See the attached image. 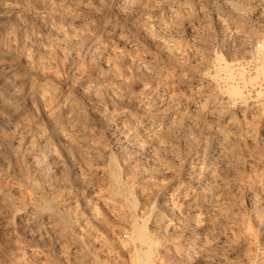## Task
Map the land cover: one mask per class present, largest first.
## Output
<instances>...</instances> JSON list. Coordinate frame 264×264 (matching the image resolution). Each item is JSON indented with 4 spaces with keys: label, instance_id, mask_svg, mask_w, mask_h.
Instances as JSON below:
<instances>
[{
    "label": "rangeland",
    "instance_id": "1",
    "mask_svg": "<svg viewBox=\"0 0 264 264\" xmlns=\"http://www.w3.org/2000/svg\"><path fill=\"white\" fill-rule=\"evenodd\" d=\"M262 7L0 0V264H138L136 252L151 264H264V69L248 82L244 62L264 37ZM231 82L242 99L227 96ZM209 177L224 183L209 189ZM146 213L147 238L132 240L130 221Z\"/></svg>",
    "mask_w": 264,
    "mask_h": 264
},
{
    "label": "bare ground",
    "instance_id": "2",
    "mask_svg": "<svg viewBox=\"0 0 264 264\" xmlns=\"http://www.w3.org/2000/svg\"><path fill=\"white\" fill-rule=\"evenodd\" d=\"M225 1V0H224ZM220 2H221V0H220ZM232 2V1H231ZM251 2V1H250ZM254 2V1H253ZM259 3V2H258ZM242 4V3H241ZM260 4V3H259ZM231 5H232V7H234V6H236L237 7V5H238V3L237 2H232L231 3ZM240 5V4H239ZM251 5H253V4H251ZM165 6V5H164ZM241 6V5H240ZM240 6H239V8H240ZM151 7H153V6H151ZM243 7V6H242ZM241 7V8H242ZM150 9V8H149ZM232 10V9H231ZM238 10V9H237ZM236 10V13L238 12ZM244 10V9H243ZM262 11H263V13H264V7H262V9H261ZM154 11V10H153ZM152 11V12H153ZM189 11V10H188ZM230 11V10H229ZM242 11V10H241ZM148 12H150V11H148ZM173 12H175V11H173ZM190 12V11H189ZM188 12V14L190 15V13ZM240 12V11H239ZM247 12V11H246ZM261 12V11H260ZM168 13V12H167ZM241 13H243V11L241 12ZM262 13V12H261ZM150 14V13H149ZM172 14V13H171ZM177 14V13H176ZM233 14V13H232ZM235 14V13H234ZM243 14H246V13H243ZM147 15V14H146ZM175 15V14H174ZM173 15V16H174ZM231 15V14H230ZM177 16V15H176ZM178 16H179V14H178ZM234 16V15H233ZM152 17V16H151ZM154 17V16H153ZM172 17V16H171ZM175 17V16H174ZM188 17V16H187ZM237 17L239 18V17H241V14L240 13H237ZM243 17V16H242ZM143 18H145V17H143ZM150 18V17H149ZM173 18V17H172ZM192 18V17H191ZM233 19V18H232ZM231 19V20H232ZM148 20V19H147ZM177 20V19H176ZM179 20V19H178ZM241 20V19H240ZM243 20V19H242ZM152 21H153V19H152ZM161 21V20H160ZM171 21V20H170ZM169 21V22H170ZM145 22V21H144ZM158 22V21H157ZM164 22V21H163ZM157 24V23H156ZM161 23H159V24H157V26L158 25H160ZM166 24V23H165ZM162 25V24H161ZM167 25V24H166ZM174 25H175V23H174ZM240 25V24H239ZM238 25V26H239ZM244 25V24H243ZM156 26V25H155ZM171 26H173V25H171ZM164 27V26H163ZM169 28H170V26H169ZM148 29V28H147ZM164 29V28H163ZM167 29H168V27H167ZM150 30V29H149ZM159 30H161V29H159ZM146 31V30H145ZM165 31H167V30H165ZM150 32V31H149ZM170 49V48H169ZM174 50H176V49H174ZM171 51V50H170ZM170 52H168V54H169ZM174 53H175V51H174ZM174 53H173V55H174ZM176 54H178V52L176 51ZM170 56H171V54H170ZM169 56V57H170ZM177 56V55H176ZM173 58H175V57H173ZM179 58V57H178ZM5 65V64H4ZM139 66V65H138ZM142 66H144V65H142ZM4 68V67H3ZM2 68V69H3ZM139 68V67H138ZM146 68V67H145ZM223 70H225L223 73H225V72H228L229 73V71H231V68H230V70H227L228 68H229V66L227 65V63L225 62L224 63V66L223 67H221ZM233 68V67H232ZM5 69V68H4ZM7 69V68H6ZM141 69V68H140ZM144 68H142V70H143ZM151 69V68H150ZM147 70V69H146ZM227 70V71H226ZM261 70H263V69H261ZM260 69L259 70H256V75H254L253 77H250L249 78V80H248V82H254L255 81V79L257 78V76H258V74L260 73V72H262ZM144 71H145V69H144ZM155 71H157V70H155ZM157 72H159V71H157ZM241 72L242 71H240L238 74H241ZM4 73V72H3ZM149 73H151V72H149ZM152 74V73H151ZM232 74V73H231ZM242 74H243V72H242ZM154 75V72H153V74H152V76ZM157 75V74H156ZM4 76V75H3ZM7 76V75H6ZM226 76H228V74L226 75ZM225 76V77H226ZM232 76V75H231ZM234 76V75H233ZM242 75H240V77H241ZM158 77V76H157ZM223 77V76H222ZM224 77V79H226ZM228 77H230V73H229V76ZM227 77V79H229ZM243 78V77H242ZM241 78V79H242ZM231 79V78H230ZM229 79V80H230ZM8 80V79H7ZM6 80V81H7ZM232 80V79H231ZM244 80V79H243ZM4 81V80H3ZM239 81V80H238ZM237 81V82H238ZM245 81V80H244ZM244 81H241L242 83H244ZM8 82H9V80H8ZM7 82V83H8ZM13 82V81H12ZM17 82V81H16ZM236 82V81H235ZM5 83V82H4ZM3 83V84H4ZM9 83H11V82H9ZM232 83V82H231ZM7 85H9V84H7ZM14 85V84H13ZM16 85V84H15ZM236 85V86H235ZM241 85V84H240ZM3 86V85H2ZM99 86V85H98ZM238 86L239 85H237V83H232V84H228L227 86H226V88H224L225 89V91H226V94H227V96L228 97H238V98H241L242 99V97H241V89L240 88H238ZM10 87V86H9ZM13 87V86H12ZM87 87V86H86ZM95 87V86H94ZM3 88V87H2ZM16 88V87H15ZM18 88V87H17ZM92 88V87H91ZM113 88V87H112ZM170 88H172V87H170ZM169 88V89H170ZM84 89V88H83ZM98 89V88H97ZM101 89V88H100ZM178 89V88H177ZM6 90V89H5ZM21 90V89H20ZM90 90V89H89ZM9 91V90H8ZM84 91L86 92V90L84 89ZM83 91V92H84ZM88 91V90H87ZM93 91V90H92ZM95 91V90H94ZM98 90H96V92H97ZM152 91V90H151ZM1 92V91H0ZM5 92H7V91H5ZM19 92V91H18ZM84 92V95H86V93H88V92H86L85 93ZM91 92V91H90ZM95 92V93H96ZM149 92V91H148ZM173 92H177L176 91V89H175V91H173ZM224 92V91H223ZM4 93V92H3ZM168 93V92H167ZM10 94V93H9ZM91 94V93H90ZM89 94V95H90ZM94 94V93H93ZM89 95H88V97H89ZM153 95V94H152ZM160 94H158V96H159ZM165 95V96H164ZM163 95V98H162V100L164 99V97H166V94H164ZM171 95V94H170ZM87 96V95H86ZM168 97H169V94L167 95ZM4 97V96H3ZM6 97V96H5ZM93 97V96H92ZM9 98H11V97H9ZM94 98V97H93ZM158 98H160V97H158ZM1 99H3V98H1ZM5 99V98H4ZM7 99H8V97H7ZM90 99H91V97H90ZM97 99V98H96ZM12 100V99H11ZM16 100H17V98H16ZM152 100V99H151ZM158 100V99H157ZM161 100V99H160ZM162 100H161V102H162ZM169 101H167V97H166V100L165 101H167L166 103H167V110L169 111V112H173V111H175L176 109H177V107H178V105L180 104V102H179V99L177 98V97H173V98H171V99H168ZM232 100V99H231ZM187 101V100H186ZM202 101V100H201ZM10 102V101H9ZM14 102V101H13ZM1 103H2V101H1ZM5 103H6V101H5ZM11 103V102H10ZM210 103V102H209ZM226 103V102H225ZM14 104V103H13ZM71 104V103H70ZM158 104V103H157ZM165 104V103H164ZM163 104V105H164ZM10 105V104H9ZM12 105V104H11ZM67 105V104H66ZM72 105V104H71ZM142 105V104H141ZM148 105V107L149 106H151L152 107V105L153 104H147ZM182 105V104H181ZM211 105V104H210ZM7 106V105H6ZM68 106H70L69 104H68ZM140 106V105H139ZM143 106V105H142ZM145 106V105H144ZM165 106V105H164ZM194 106V105H193ZM200 106V105H199ZM5 107V106H4ZM72 107V106H71ZM162 106H160V108L159 107H157V108H159V109H162L161 108ZM2 108V107H1ZM11 108H13V107H11ZM68 108H70V107H68ZM73 108H74V105H73ZM157 108H155L156 110H158L159 112H160V110L159 109H157ZM6 109V108H5ZM9 109H10V107H9ZM14 109V108H13ZM66 109V108H65ZM76 109V108H75ZM74 109V110H75ZM145 109H147L146 107H145ZM154 109V108H153ZM202 109V108H201ZM209 109V108H208ZM68 110V109H67ZM70 110V109H69ZM151 110V109H150ZM155 110V111H156ZM164 110V109H163ZM166 110V111H167ZM220 110H221V108H220ZM78 111V110H77ZM146 111H149V110H146ZM152 111V110H151ZM162 111V110H161ZM180 111V110H179ZM191 111V110H190ZM194 111H195V109H194ZM201 111V110H200ZM61 112V111H60ZM71 112V111H70ZM74 112V111H73ZM76 112V111H75ZM164 112V111H163ZM51 113H53V112H51ZM51 113H50V115H51ZM64 113V112H63ZM155 113V112H154ZM175 113H177V112H175ZM197 113V112H196ZM201 113V112H200ZM211 113V112H210ZM54 114H57V113H54ZM153 114V113H152ZM172 114V113H171ZM180 114V113H179ZM178 114V115H179ZM221 114V113H220ZM60 115V114H59ZM67 115V114H66ZM73 115V114H72ZM161 115V114H160ZM168 115V114H167ZM175 115V114H174ZM187 115H188V113H187ZM210 115V114H209ZM62 116V115H61ZM74 116V115H73ZM163 116V115H162ZM166 116V115H165ZM169 116V115H168ZM190 116V115H189ZM211 116V115H210ZM59 117V116H58ZM64 117V116H63ZM67 116H65V118H66ZM69 117H72L71 115L69 116ZM156 117V116H155ZM158 117V116H157ZM156 117V118H157ZM161 117V116H160ZM53 118V117H52ZM178 118V117H177ZM181 118V117H180ZM180 118H178V119H180ZM193 118V117H192ZM50 119H51V117H50ZM57 119V118H56ZM61 119V118H60ZM70 119V118H69ZM162 119H163V117H162ZM171 119V118H170ZM169 119V120H170ZM175 119V118H174ZM196 119H197V117L194 119V121H196ZM199 119V118H198ZM198 119H197V121H198ZM71 120V119H70ZM187 120V119H186ZM53 121L54 120H52V123H53ZM68 121V120H67ZM164 121V120H163ZM181 120H179V122H180ZM192 122H193V119L191 120ZM191 121L190 122H188V123H191ZM199 121H200V119H199ZM55 122V121H54ZM65 122V121H64ZM72 122V121H71ZM139 122V121H138ZM151 122V121H150ZM154 122H155V120H154ZM162 122V121H161ZM184 122V121H183ZM144 123V122H143ZM153 123V122H152ZM164 123H165V121H164ZM155 124V125H153V124H151L150 125V128L149 129H147V125L145 126L146 127V129L144 130V131H146V136H148L147 138L148 139H154L155 137H156V135L157 134H159V132H161V131H164L165 130V128H166V125L165 124ZM187 123V122H186ZM187 123V124H188ZM193 123H195V122H193ZM199 123V122H198ZM54 124V123H53ZM58 124V123H57ZM135 124V123H134ZM133 124V125H134ZM145 124H146V122H145ZM148 124V123H147ZM170 125H171V123H169ZM168 124V125H169ZM181 124V123H180ZM184 124H185V122H184ZM197 124V122L195 123V125ZM59 125V124H58ZM175 125V124H174ZM191 125V124H190ZM193 125V124H192ZM201 125V124H200ZM69 126H71V125H69ZM142 126H143V124H142ZM177 126V128L180 126H178V125H176ZM204 126V125H203ZM75 128H77L76 126H74ZM173 127V126H172ZM206 127V126H205ZM208 127V126H207ZM72 128V127H71ZM128 128V127H127ZM169 128V127H168ZM174 128V127H173ZM63 129V128H62ZM68 129H70V128H68ZM74 129V128H73ZM78 129V128H77ZM77 129H75V130H77ZM133 129V128H132ZM138 129H139V127H138ZM142 129V128H141ZM176 129V128H175ZM207 129V128H206ZM64 130V129H63ZM126 130V129H125ZM140 130V129H139ZM143 130V129H142ZM174 130V129H173ZM208 130V129H207ZM171 131V130H170ZM176 131V130H175ZM236 131V130H235ZM238 131V130H237ZM73 132V131H72ZM75 132V131H74ZM73 132V133H74ZM143 132V131H142ZM166 132V131H165ZM173 132V131H172ZM207 132V131H206ZM205 132V133H206ZM230 132V131H229ZM71 133V132H70ZM72 133V134H73ZM139 133H141V132H139ZM225 133V132H224ZM68 134V133H67ZM72 134H70V135H72ZM78 134V133H77ZM79 134H83V133H79ZM78 134V135H79ZM135 134H137V133H135ZM138 135V134H137ZM141 135V134H140ZM165 135V134H164ZM163 135V136H164ZM236 135V134H235ZM238 135V134H237ZM135 136V135H134ZM133 135H132V137H134ZM145 136V137H146ZM161 137V135H158L157 137L158 138H160ZM225 136V135H224ZM72 137V136H71ZM74 137V136H73ZM124 137H125V135H124ZM123 137V138H124ZM127 137V136H126ZM125 137V138H126ZM234 137V136H233ZM238 137V136H237ZM129 138V137H128ZM131 138V137H130ZM137 138V137H136ZM224 138V137H223ZM146 139V138H145ZM161 139V138H160ZM208 139V138H207ZM232 139V138H231ZM38 140V139H37ZM41 140V139H40ZM128 140V139H127ZM126 140V141H127ZM142 140H144V139H142ZM159 140V139H158ZM162 140V139H161ZM132 141V140H131ZM190 141V140H189ZM194 141V140H193ZM209 141V140H208ZM241 141V140H240ZM128 142V141H127ZM136 142V141H135ZM140 142H141V140H140ZM146 142V141H145ZM149 141H147L146 143H148ZM206 142V141H205ZM96 143V142H95ZM143 143V141L141 142V144ZM145 143V144H146ZM153 143V142H152ZM157 143V142H156ZM91 144V143H90ZM93 144H94V142H93ZM97 144V143H96ZM129 144V143H128ZM132 144H134V143H131L130 145H132ZM137 144V143H136ZM140 144V145H141ZM158 144V147H159V143H157ZM98 145H99V143L97 144V146H96V148L98 147ZM140 145H138V146H140ZM136 146V145H135ZM144 146V145H143ZM163 147V145H160V147ZM99 147H100V145H99ZM99 147L97 148V149H99ZM101 147H102V145H101ZM159 147V148H160ZM90 148V147H89ZM165 148V147H164ZM163 148V149H164ZM93 149H95L94 147H92V150ZM104 149V148H103ZM87 150V149H86ZM89 150V149H88ZM87 150V151H88ZM100 150V149H99ZM97 151V150H96ZM95 150H94V153L96 152ZM101 151V150H100ZM107 151V150H106ZM90 152V151H89ZM89 152H87V153H89ZM98 152V151H97ZM220 152V151H219ZM227 152V151H226ZM223 153V151H221V153H223L224 154V158L227 156L226 154H229L228 152L227 153ZM230 152H232V150H230ZM92 153V152H91ZM103 153V152H102ZM101 153V154H102ZM105 154V153H104ZM104 154H103V156H104ZM45 155V154H44ZM85 155H88L89 156V154H85ZM93 154H91L90 156H92ZM106 155V154H105ZM220 155V154H219ZM101 156V155H100ZM223 156V155H222ZM231 156V155H230ZM105 157V156H104ZM103 157V160L105 159ZM34 158V157H33ZM37 158V157H36ZM36 158H34V161L35 160H37ZM85 158V157H84ZM112 158V157H111ZM228 159H229V157H227ZM1 159V158H0ZM39 159V158H38ZM40 159H43V158H40ZM39 159V160H40ZM107 160H108V158H106ZM110 159V158H109ZM198 159V158H197ZM232 159V158H231ZM39 160H37V161H39ZM106 160V161H107ZM37 161H35V162H37ZM105 161V162H106ZM222 161H223V159H222ZM34 162V163H35ZM108 162V161H107ZM110 162V161H109ZM226 162V161H225ZM37 163H39V162H37ZM40 164V163H39ZM42 164V163H41ZM109 164H111V162L109 163ZM113 164V163H112ZM115 164V163H114ZM106 165L107 166H109L108 165V163H106ZM114 166V165H113ZM111 167V170H110V180H111V182H112V184H114V185H117V182H118V176H116V174L114 173L115 171V169L114 170H112V168H115V167ZM196 166V165H195ZM198 166H200V165H198ZM229 166V165H228ZM200 167H202V166H200ZM109 169H110V167H108ZM198 168V167H197ZM208 168V167H207ZM229 168H230V166H229ZM200 169V168H199ZM194 170V169H193ZM203 170V169H202ZM206 170V169H205ZM208 170V169H207ZM109 171V170H108ZM200 171V170H199ZM190 172H192V171H190ZM213 172V171H212ZM117 173V172H116ZM211 173V172H210ZM189 174V173H188ZM207 174V173H206ZM206 174H205V176H206ZM213 174V173H212ZM201 175V174H200ZM217 175V174H216ZM195 176H197V175H195ZM208 176V175H207ZM218 176V175H217ZM202 177V176H201ZM216 177V176H215ZM190 178V177H189ZM192 178V177H191ZM198 178V177H197ZM200 178V177H199ZM194 179V181L196 180L195 178H193ZM204 179V178H203ZM206 179H207V177H206ZM192 180V179H191ZM219 180H220V178H219ZM218 180V181H219ZM201 181V180H200ZM203 181V180H202ZM217 181V179L216 178H214V177H209V181H207L208 182V187H210L209 189H218L220 186H219V184L221 185V183H224V182H218ZM197 182H199V181H197ZM204 182V184L206 183L205 182V180L203 181ZM203 182H202V186H203ZM201 184V183H200ZM206 185V184H205ZM114 187V186H113ZM206 188V187H205ZM16 189V188H15ZM14 189V190H15ZM119 189V188H118ZM4 190V189H3ZM208 190V189H207ZM115 191V190H114ZM219 191H220V189H219ZM217 192V191H216ZM215 192V193H216ZM35 193V192H34ZM119 193V192H118ZM214 193V192H213ZM219 193V192H218ZM223 193H225V192H223ZM222 193V194H223ZM117 194V193H116ZM120 194V193H119ZM211 196V195H210ZM255 196V195H254ZM223 196H219L218 194L217 195H215L214 197H212L211 196V198H212V209H217V208H222L221 206L219 207V205H221L220 204V202L223 200V198H222ZM224 197H226V196H224ZM261 197V196H260ZM164 199V198H163ZM171 199V198H170ZM222 199V200H221ZM263 199H264V196H263ZM188 200H190V198H188ZM163 201V200H162ZM256 201V200H255ZM260 201V200H259ZM264 201V200H263ZM262 201V202H263ZM164 202V201H163ZM186 201H184V203H185ZM32 203V202H31ZM34 203H36V202H34ZM151 203H153V202H151ZM162 202H160V204H161ZM166 203V202H165ZM167 203H168V201H167ZM188 203V202H187ZM187 203H186V206H187ZM224 203V202H223ZM170 204V203H169ZM189 204V203H188ZM33 205V204H32ZM162 205V204H161ZM159 206V207H162V210H164L163 209V206L165 207V208H167V209H169V206L167 205V204H163V206ZM190 205V204H189ZM41 206H42V204H41ZM40 206V207H41ZM131 206V205H130ZM150 206H151V204H150ZM38 207V206H37ZM172 207V206H171ZM45 208V207H44ZM152 208H153V206H152ZM157 208V207H156ZM43 209V208H42ZM155 209V208H154ZM161 209V208H160ZM32 210V209H31ZM38 210H40V208L38 209ZM148 210H149V208H148ZM156 210V209H155ZM154 210V211H155ZM159 210V209H158ZM170 210V209H169ZM168 210V211H169ZM210 210V209H209ZM14 211H15V209H14ZM147 211V210H146ZM150 211V210H149ZM167 211V212H168ZM212 211V210H211ZM7 212V211H6ZM12 212V211H11ZM10 212V213H11ZM33 212V211H32ZM151 212V211H150ZM153 212V211H152ZM173 212V211H172ZM212 212H214V211H212ZM211 212V214H213ZM220 212V211H219ZM3 213V212H2ZM22 214V213H21ZM148 214H149V212H148ZM155 214V213H154ZM153 214V215H154ZM157 214V213H156ZM155 214V215H156ZM159 214V213H158ZM161 214V213H160ZM7 215V214H6ZM18 215V214H17ZM25 216V215H24ZM30 216V215H29ZM34 216H36V215H33V217ZM150 216V215H149ZM32 217V216H31ZM35 218V217H34ZM152 218V217H151ZM155 218V217H154ZM160 218V217H159ZM158 218V219H159ZM180 218H183V217H180ZM24 219H26V217H24ZM30 219V218H29ZM32 219V218H31ZM162 219V218H161ZM131 220V219H130ZM155 220V219H154ZM192 220V219H191ZM194 220H196L197 221V219L195 218ZM22 222H23V220H21ZM157 221H160V220H157ZM181 221V220H180ZM183 221H184V218H183ZM26 222V221H25ZM25 222L23 223V225L25 224ZM147 222H149L148 221V216H147V213L146 214H143V216L139 219V218H134L132 221H130V223H131V232H130V236H131V239L132 240H134V239H144V238H147V231H146V223ZM153 222H155V221H153ZM171 222H172V220H171ZM182 222V221H181ZM199 222V221H198ZM160 223V222H159ZM167 223V222H166ZM178 223V222H177ZM192 223V225H193V222H191ZM196 223V222H195ZM194 223V224H195ZM30 224H32V223H30ZM157 224H158V222H157ZM185 224V223H184ZM184 224H183V226H184ZM27 225V224H26ZM201 225V224H200ZM25 226V225H24ZM33 226V225H32ZM158 226H160V225H158ZM194 226H196V225H194ZM163 227V226H162ZM165 227V226H164ZM197 227V226H196ZM26 228H28V227H26ZM155 228V227H154ZM173 228V227H172ZM203 228V227H202ZM24 229V228H23ZM33 230H34V228H33ZM202 230V229H201ZM24 231V230H23ZM29 231V230H28ZM27 231V232H28ZM35 231V230H34ZM31 233H33V232H31ZM197 238V237H196ZM148 239L150 240V242H153V239L152 238H150V237H148ZM214 244V243H213ZM215 246H216V244H214ZM211 246H213V245H211ZM218 246V245H217ZM14 247H15V245H14ZM212 249V248H211ZM240 249V248H239ZM238 250V249H237ZM239 252V251H238ZM185 255V254H184ZM264 255V254H263ZM3 256V255H2ZM264 257H262V260L264 261V259H263ZM7 259V258H6ZM219 260V259H218ZM262 260H261V262H262ZM135 261L138 263V264H151V262H150V257H149V253L148 252H144V253H139V252H136V254H135ZM260 262V263H261ZM263 264V263H262Z\"/></svg>",
    "mask_w": 264,
    "mask_h": 264
},
{
    "label": "built area",
    "instance_id": "3",
    "mask_svg": "<svg viewBox=\"0 0 264 264\" xmlns=\"http://www.w3.org/2000/svg\"><path fill=\"white\" fill-rule=\"evenodd\" d=\"M244 62L245 68L250 74L253 73V76L257 68L264 69V37L249 45L248 52L244 57ZM263 71L261 73H263ZM254 85H259L261 87L260 89L264 90V74L258 76Z\"/></svg>",
    "mask_w": 264,
    "mask_h": 264
}]
</instances>
